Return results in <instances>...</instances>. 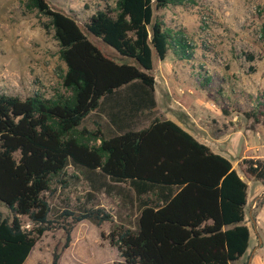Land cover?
<instances>
[{"label":"trees","instance_id":"trees-1","mask_svg":"<svg viewBox=\"0 0 264 264\" xmlns=\"http://www.w3.org/2000/svg\"><path fill=\"white\" fill-rule=\"evenodd\" d=\"M189 3L105 1L82 26L47 0L26 1L28 11L47 18L44 27L53 32L62 67L59 88L50 96L33 91L21 99L0 92V203L10 213L0 216V264H24L51 230L45 194L54 192L55 182L65 187L68 168L88 181L101 179L99 188L109 181L132 194L134 226L113 225L107 235L100 233L117 250L121 262L114 264H237L244 256L250 240L247 184L231 162L171 120L153 118L137 128V120L156 107L153 56L163 61L171 52L189 61L193 54L182 30L166 28L155 12ZM83 28L130 61L103 53ZM263 107L264 100L258 110ZM101 111L104 124L94 130L82 126ZM259 115L246 117L259 122ZM244 165L242 174L264 186V162L250 159ZM71 216L62 226L63 248L75 224L112 222L100 209L61 215L64 222ZM58 260L54 252L51 264Z\"/></svg>","mask_w":264,"mask_h":264},{"label":"rangeland","instance_id":"rangeland-1","mask_svg":"<svg viewBox=\"0 0 264 264\" xmlns=\"http://www.w3.org/2000/svg\"><path fill=\"white\" fill-rule=\"evenodd\" d=\"M26 1L0 0V92L21 99L33 91L50 96L59 88L58 67H62L53 32L44 27L47 18L28 11ZM105 1L114 3V0H47L53 10L75 17L82 26ZM155 16L166 28L182 30L193 54L189 61H180L171 52L165 61L153 56L156 107L145 118L137 120V128L147 126L153 118L171 119L193 134H197L196 129L206 140L231 135L230 141L232 136H245L249 138L247 157H264V107L258 110V104L264 100V37L261 33L264 0H192L186 6L157 11ZM83 32L114 60L130 61L121 59L112 48L84 28ZM206 76L207 82L201 81ZM194 78L196 88L187 85L188 80ZM200 105L205 111L199 109ZM251 112L261 113L259 122L246 117ZM217 116L224 121L218 122ZM105 121V113L96 112L82 126L94 130L96 124ZM229 144L234 151L240 146L245 148L244 142L238 140ZM237 155L239 158L231 161L241 179L250 185V192L259 184L242 174L243 159L236 163L242 155L240 152ZM62 180L65 187L55 182L51 186L54 192L45 194L51 207V230L39 238L24 264H51L54 252L59 253L57 264L121 262L116 248L101 238L100 233L107 235L113 225L134 226L136 209L127 187L107 181L105 187L99 188L101 179L93 177L88 181L72 168L67 169V176ZM259 196H264V188L251 193L245 208V223L251 232L254 229L249 209L256 199L257 206L250 213L251 217L255 216L254 210L264 203V197L257 200ZM84 209L103 210L111 216L112 222H104L100 227L87 220L75 224L68 247L63 248L62 226L73 217L64 222L61 215L68 211L77 216ZM8 215V209L0 203V216ZM21 221L25 229H31L32 224L26 218Z\"/></svg>","mask_w":264,"mask_h":264},{"label":"crops","instance_id":"crops-1","mask_svg":"<svg viewBox=\"0 0 264 264\" xmlns=\"http://www.w3.org/2000/svg\"><path fill=\"white\" fill-rule=\"evenodd\" d=\"M163 61H165V59ZM207 77L208 76L203 78V80H201V81L207 82V80H208ZM154 80H155V87H156V79H154ZM193 80H188L187 85L192 84L193 87L196 88L197 85L194 84L196 79L194 78ZM155 90L156 89H154V98H155ZM109 105H110V103H107L105 106H109ZM199 109L201 111H205L201 105H200ZM216 118H217L218 122L224 121V118H222L220 116H217ZM167 120H171V119H167ZM171 121L175 122L177 125H179L184 130L189 132L198 142L209 147V149L214 154H218V155L228 159L231 162L233 169H235V166H234L235 164L231 161V159L232 158L233 159L239 158L237 155V154H239V152L242 155V157L240 159H237L236 163H238L241 159H243V161H244V160H250V158H252L251 160H261L264 162V157H261V156L247 157L249 154H248V151L246 150V148H247L249 138H245V136L235 135L237 137L232 136L230 141H229V137L231 135H228L226 137L217 138L214 140H209V139L206 140L201 136V133L199 131H197L196 129H195V131L197 132V134H193V132H191L187 127L181 125L180 123H178L174 120H171ZM232 140H238L239 143L242 142V144L244 142L245 148L240 146L239 150L237 149V151H234L230 147V144H229ZM207 141H209V143H211V145L209 143H207ZM226 150H228V151H226ZM243 161L241 162L242 170L245 168ZM256 183H258L259 186L252 187L250 192L248 191L250 185H247V205L249 203V198L251 196V193L253 194V192H257L259 189L264 188V186L261 183H259V182H256ZM255 207H256V199H255V202L254 201L252 202V205L249 209V217H250V220L252 222V227L254 229L253 230L254 232H251L250 227H248L249 231H250L249 246H248V249H247L246 253L244 254V256L239 260V264H243V263H245V264H264V203L260 206L259 209L254 210V213L256 212L255 216L251 217V215H250L251 210H253ZM254 238H256V240ZM244 259H245V261H244Z\"/></svg>","mask_w":264,"mask_h":264},{"label":"water","instance_id":"water-1","mask_svg":"<svg viewBox=\"0 0 264 264\" xmlns=\"http://www.w3.org/2000/svg\"><path fill=\"white\" fill-rule=\"evenodd\" d=\"M262 197H264V196H259V197H257V200L260 199V198H262ZM254 202H255V201H254Z\"/></svg>","mask_w":264,"mask_h":264}]
</instances>
